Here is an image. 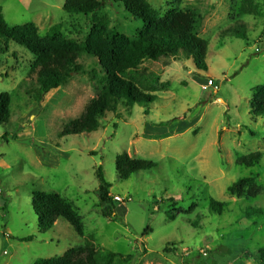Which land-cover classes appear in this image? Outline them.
<instances>
[{"label": "rangeland", "instance_id": "rangeland-1", "mask_svg": "<svg viewBox=\"0 0 264 264\" xmlns=\"http://www.w3.org/2000/svg\"><path fill=\"white\" fill-rule=\"evenodd\" d=\"M100 1L92 14L65 11V0H0V7L9 26L33 22L41 37L56 25L81 42L94 18L104 17L110 28L136 38L142 20L119 2ZM148 1L160 15L170 9L199 12L207 68L198 70L187 58H162L121 73L155 101L120 104L90 133L59 136L102 88L95 59L82 55V71L38 101L30 93L32 54L0 41V93L11 96L9 122L0 126V264H34L89 236L102 252L134 255L119 264H259L253 254L264 246V117L250 113V99L264 82V0ZM239 25L245 38L231 33ZM207 78L217 89L203 87ZM123 151L156 166L120 179L115 157ZM254 151L263 152L257 164L235 162ZM98 166L111 196L121 197L113 199L116 216H104ZM243 176L260 187L256 197L228 191ZM35 190L65 198L81 217L82 236L61 218L40 233L32 209ZM211 198L223 203L220 215L208 210ZM247 207H260L263 214L247 218Z\"/></svg>", "mask_w": 264, "mask_h": 264}, {"label": "trees", "instance_id": "trees-1", "mask_svg": "<svg viewBox=\"0 0 264 264\" xmlns=\"http://www.w3.org/2000/svg\"><path fill=\"white\" fill-rule=\"evenodd\" d=\"M119 2L130 15L143 22L136 38H131L109 27L104 17H95L92 27L81 42L67 38L54 25L45 37H41L35 23L9 26L0 7V41H12L24 47L33 56L29 68L31 80L30 93L40 101L44 94L65 84L75 73L82 71L78 62L86 54L95 59L101 68L102 88L97 97L85 105L79 117L70 120L63 126L59 136L93 132L100 127L101 119L107 112L117 113L120 104L128 106L152 104L156 96L143 93L131 80L121 77V73L134 69L145 60L157 61L162 58L179 60L191 59L198 70H206L208 42L197 33L201 25V15L194 8L185 10L170 9L160 15L148 0H110ZM180 2L181 0H174ZM100 0H65L63 9L69 13H95ZM232 35L245 38L244 25L231 30ZM96 73L95 69H91ZM99 72V73H100ZM96 76V75H95ZM11 96L0 93V126L9 122ZM250 113L254 117H264V82L257 86L250 99ZM13 138H17L13 135ZM262 151L240 155L235 162L252 166L260 162ZM156 162L151 159L131 157L126 151L116 155L115 171L120 179H127L130 174L152 169ZM99 181L98 196L105 204L104 216L115 215L114 197L110 194V183L105 179L101 166L96 169ZM252 176H243L228 186L231 194L241 197L247 194L254 198L260 193ZM222 202L210 199L208 210L220 215L223 212ZM32 209L37 217V228L40 233L49 231L58 219L68 222L74 232L82 236L83 224L80 215L68 201L54 191L35 190L32 192ZM247 218L263 214L260 207L244 208ZM116 216V215H115ZM146 227L143 232H147ZM30 240L31 236L24 237ZM167 247L164 251H168ZM174 251V250H173ZM259 264H264V246L253 254ZM133 254L123 255L115 252H102L97 249L94 239L89 236L84 244L68 248L62 255L37 259L34 264H116L129 263Z\"/></svg>", "mask_w": 264, "mask_h": 264}, {"label": "built area", "instance_id": "built-area-1", "mask_svg": "<svg viewBox=\"0 0 264 264\" xmlns=\"http://www.w3.org/2000/svg\"><path fill=\"white\" fill-rule=\"evenodd\" d=\"M203 87L205 89H207L208 87H213V89H217V85L215 84V82L211 78H207L206 83L203 85ZM113 197H114V199L116 201H121V197L120 196L116 195V196H113Z\"/></svg>", "mask_w": 264, "mask_h": 264}]
</instances>
